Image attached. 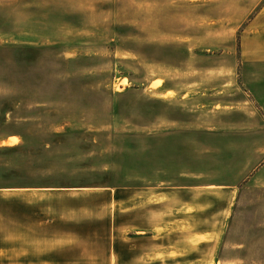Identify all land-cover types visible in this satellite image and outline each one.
<instances>
[{
    "label": "rangeland",
    "instance_id": "obj_1",
    "mask_svg": "<svg viewBox=\"0 0 264 264\" xmlns=\"http://www.w3.org/2000/svg\"><path fill=\"white\" fill-rule=\"evenodd\" d=\"M242 9V0H6V34L52 43L0 49V139H18L0 150V185L53 189L0 191V264H13L15 238L67 246L76 264H110L115 223L131 205L129 221L141 222L157 198L116 202L103 188L192 185L225 187L228 198L219 188L174 206L159 198V258L264 264V61L244 57Z\"/></svg>",
    "mask_w": 264,
    "mask_h": 264
},
{
    "label": "crops",
    "instance_id": "obj_2",
    "mask_svg": "<svg viewBox=\"0 0 264 264\" xmlns=\"http://www.w3.org/2000/svg\"><path fill=\"white\" fill-rule=\"evenodd\" d=\"M10 1V0H9ZM243 9L245 13L246 21L243 24V30L240 33L242 42V51H244V57L253 59L255 61H264V0H242ZM8 5H14V1ZM5 9L6 0H0V49L14 48V47H35L46 46L52 42H47L44 39L39 41L36 38H26L20 34L7 33L3 29L5 23ZM247 43L254 45L252 54H248L246 51ZM16 139L15 135H10L0 139V144L4 143V146H0V150L10 148L5 147V144L9 140ZM18 147V146H17ZM11 147V149H16ZM221 198H228V189L225 187H214L211 185L204 186H185V187H171V188H142L140 190L132 191L131 193L120 194L115 192L111 188H103L108 191V198H117L114 201L119 202L118 198H157V201L153 204L156 205L157 211L140 212L141 222L138 220L133 222L129 221V215H135L133 212V205H131L130 211L124 214L125 221L120 224H116L115 232H111L108 246V257L110 264H165L164 259H160V254L165 252V236L158 231L159 225L162 221L163 214L159 209H164L166 203H161L159 198H169L167 201L169 204H178L180 201L190 202L194 201L192 198H197L198 190H203V195L207 197L206 193L210 195L217 191ZM53 189L52 187H36L34 185H0V191L2 190H42ZM56 190H63L67 188H54ZM209 195V196H210ZM126 204L128 200L125 201ZM133 204V203H132ZM148 205V202H147ZM159 208V209H158ZM154 217L150 221H146V215ZM120 214L116 216L117 222L119 221ZM148 219V218H146ZM124 232V235L122 234ZM122 235L124 238H122ZM17 237V236H15ZM63 238V234L60 235ZM18 238L13 240V264H76L72 262L70 258V248L63 247L62 245L53 246L41 245L36 242H18ZM173 241V239H171ZM170 239L168 240L169 243ZM46 243V241H44ZM72 255V254H71ZM190 260V259H189ZM170 261V260H168Z\"/></svg>",
    "mask_w": 264,
    "mask_h": 264
},
{
    "label": "bare ground",
    "instance_id": "obj_3",
    "mask_svg": "<svg viewBox=\"0 0 264 264\" xmlns=\"http://www.w3.org/2000/svg\"><path fill=\"white\" fill-rule=\"evenodd\" d=\"M14 142V141H13ZM13 142L10 143H6L5 146H11L13 144Z\"/></svg>",
    "mask_w": 264,
    "mask_h": 264
}]
</instances>
